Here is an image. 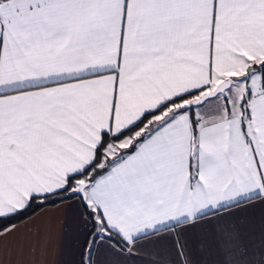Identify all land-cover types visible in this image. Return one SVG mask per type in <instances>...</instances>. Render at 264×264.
I'll list each match as a JSON object with an SVG mask.
<instances>
[{"label":"snow or ice","instance_id":"6c2138e0","mask_svg":"<svg viewBox=\"0 0 264 264\" xmlns=\"http://www.w3.org/2000/svg\"><path fill=\"white\" fill-rule=\"evenodd\" d=\"M0 264H264V0H0Z\"/></svg>","mask_w":264,"mask_h":264}]
</instances>
